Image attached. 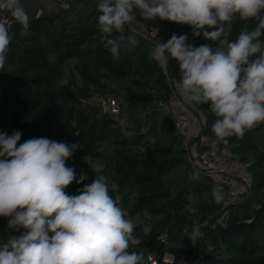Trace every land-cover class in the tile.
<instances>
[{"label": "trees", "instance_id": "1", "mask_svg": "<svg viewBox=\"0 0 264 264\" xmlns=\"http://www.w3.org/2000/svg\"><path fill=\"white\" fill-rule=\"evenodd\" d=\"M49 1L55 12L41 10L38 16L35 0H21L30 18L27 35L10 14L0 13L12 35L0 69V132L19 130V143L39 137L81 143L66 165L75 169L77 179L81 174L88 178L81 184L74 181L66 192L77 195L92 182L94 173L84 161L91 156L109 185H116L110 194L136 226L134 235L142 243L130 250L143 251L145 258L167 250L181 254L188 264H264V123L242 139L218 142L232 160L247 166L252 178L246 198L227 206L228 188L222 191V203H215L214 182L192 164L175 124L161 111L171 90L151 59L155 44L174 33L187 35V43L195 47L215 48L218 43L194 35L188 25L144 20L137 14L138 23L125 26L116 60L100 38L99 0ZM255 24L234 18L229 39ZM169 78L180 80L171 58ZM111 98L120 102L118 116L104 108ZM194 105L207 118L204 135L215 141L211 128L216 117L208 104ZM189 193L196 197L195 216L187 211ZM194 220L204 233L195 242L183 233L185 227L191 231ZM24 231L10 230L8 218L0 217V243Z\"/></svg>", "mask_w": 264, "mask_h": 264}, {"label": "clouds", "instance_id": "2", "mask_svg": "<svg viewBox=\"0 0 264 264\" xmlns=\"http://www.w3.org/2000/svg\"><path fill=\"white\" fill-rule=\"evenodd\" d=\"M97 10L100 38L116 60L126 39L125 26L137 14L144 20L188 25L194 35L218 43L215 48L195 47L187 43V35L174 33L150 54L160 65H168L169 58L177 62L175 92L190 103L209 105L218 142L242 139L264 123V0H99ZM0 13L10 14L21 33L29 34L30 18L21 0H0ZM236 17L256 24L230 40ZM11 40L10 26L0 19V69ZM21 136L19 130L0 132V217L8 218L10 230H25L0 243V264H145L143 251L130 250L142 241L110 194L116 185H109L91 156L84 161L94 173L92 182L77 195L66 192L74 181L81 184L88 178L81 174L77 179L75 169L66 165L81 143L47 137L19 143ZM213 198L222 203L223 192L213 189ZM187 200V211L195 216V194L189 193ZM183 233L193 242L204 236L196 220Z\"/></svg>", "mask_w": 264, "mask_h": 264}, {"label": "built area", "instance_id": "3", "mask_svg": "<svg viewBox=\"0 0 264 264\" xmlns=\"http://www.w3.org/2000/svg\"><path fill=\"white\" fill-rule=\"evenodd\" d=\"M158 65L166 75L171 90V98L161 106V111L175 124L177 132L183 138L190 161L195 167L198 165V169L211 178L217 190L223 191L228 188L227 206L241 200L243 195H248L252 186V178L247 166L242 162L232 160L228 151L219 148L218 141L207 143L208 138L204 135L206 116L196 111L194 103L184 100L175 92V85L178 82L169 78V62L168 65ZM104 108L115 116L120 114V102L116 98L108 99ZM161 241L165 243L167 238L164 237ZM145 264L188 263L181 254L166 250L148 255L145 258Z\"/></svg>", "mask_w": 264, "mask_h": 264}, {"label": "rangeland", "instance_id": "4", "mask_svg": "<svg viewBox=\"0 0 264 264\" xmlns=\"http://www.w3.org/2000/svg\"><path fill=\"white\" fill-rule=\"evenodd\" d=\"M35 2H36V6L37 7H39V12L37 13V15L38 16H40V14L42 13V11L41 10H46V11H49L50 13L51 12H55V8H54V6H53V2H51V1H49V0H35ZM134 23H138V21L137 20H135L134 21ZM207 143H210V140L209 139H207ZM196 167L197 168H199L198 167V165H196ZM242 192V194H243V190L241 191ZM245 196L243 195L242 196V198H244ZM246 198V197H245Z\"/></svg>", "mask_w": 264, "mask_h": 264}, {"label": "bare ground", "instance_id": "5", "mask_svg": "<svg viewBox=\"0 0 264 264\" xmlns=\"http://www.w3.org/2000/svg\"><path fill=\"white\" fill-rule=\"evenodd\" d=\"M167 258L169 259L170 257L168 256Z\"/></svg>", "mask_w": 264, "mask_h": 264}]
</instances>
